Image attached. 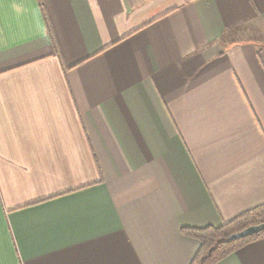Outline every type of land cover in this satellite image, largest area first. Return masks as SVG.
I'll use <instances>...</instances> for the list:
<instances>
[{
	"label": "crops",
	"instance_id": "0c3cea01",
	"mask_svg": "<svg viewBox=\"0 0 264 264\" xmlns=\"http://www.w3.org/2000/svg\"><path fill=\"white\" fill-rule=\"evenodd\" d=\"M263 203L264 0H0V264H190Z\"/></svg>",
	"mask_w": 264,
	"mask_h": 264
},
{
	"label": "trees",
	"instance_id": "16d2710c",
	"mask_svg": "<svg viewBox=\"0 0 264 264\" xmlns=\"http://www.w3.org/2000/svg\"><path fill=\"white\" fill-rule=\"evenodd\" d=\"M44 21L47 30L50 32V24L46 14L44 16ZM59 59H61L60 54ZM62 66L66 69L63 63ZM262 222H264V203L245 211L230 221L223 222L217 227L182 228L181 231L183 234L193 237L200 242V246L190 264H216L241 246L259 238L264 234V230L239 240H228L231 234Z\"/></svg>",
	"mask_w": 264,
	"mask_h": 264
},
{
	"label": "water",
	"instance_id": "95a60500",
	"mask_svg": "<svg viewBox=\"0 0 264 264\" xmlns=\"http://www.w3.org/2000/svg\"><path fill=\"white\" fill-rule=\"evenodd\" d=\"M264 230V222L256 225L248 226L241 231L235 232L228 237V240H239L249 237L253 234L260 233Z\"/></svg>",
	"mask_w": 264,
	"mask_h": 264
}]
</instances>
